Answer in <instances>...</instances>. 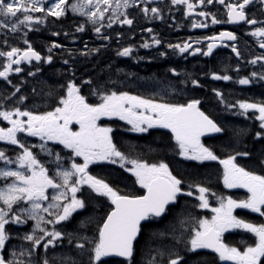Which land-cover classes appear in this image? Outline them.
Here are the masks:
<instances>
[{"label": "snow or ice", "instance_id": "6c2138e0", "mask_svg": "<svg viewBox=\"0 0 264 264\" xmlns=\"http://www.w3.org/2000/svg\"><path fill=\"white\" fill-rule=\"evenodd\" d=\"M153 2L154 0H140L139 4L137 0H0V27L9 28L12 33H17L22 28L39 31L37 26L47 24L49 18L61 20L71 13L85 17L99 39L111 41L112 37L102 33L101 29L112 28L113 24L131 27L134 18H129L130 8H139L145 18L151 13L153 18L162 19L161 10L150 6ZM213 3L214 0H171L172 5L183 6L185 16L195 14L204 18L192 22V28H209L210 24L225 23L252 26L253 30L249 35L257 38L259 47L264 49V39H261L264 38V20L251 15L254 0H215L216 4L225 9V19H218L213 12L195 11L197 7L203 8ZM260 4L264 5V0H260ZM34 13L40 15H33ZM28 31L24 32L23 39L26 47L9 46V50H0V58H3V63H0V79L14 89L8 99L16 97L15 106L0 110V123L7 122L8 125L0 127V141L19 149L14 157L6 155L5 150H0V161L5 165L0 168V179L5 181L4 187L0 188V264H20L16 260L18 253L14 247L17 239L27 242V247L19 255L36 257L30 264H50L49 259L39 256L37 250L42 248L47 253L65 242L72 246L78 257L74 259L68 256L66 264H110L106 259L109 257L123 258L121 264H140L137 253L144 230L176 215L175 209L184 197H194L197 203L192 207L210 209L212 215L210 218L191 217L181 221L182 225L187 223L189 227L179 237L173 236L174 244L167 248V259L162 264H190L186 253H196L199 250H210L219 261L230 264H264V221L255 222L237 212L247 210L264 218V174L242 166L239 162L240 158L252 156L247 147L242 150L233 148L222 157L202 142V137L205 136H222L226 128L202 110L201 99L190 96L183 102H171L166 99L170 95L168 89H161L150 95H134L129 91L109 88L106 83L94 82L91 77L81 79L78 84L75 70L70 69L72 78L63 86L65 91L59 96L56 106L44 111L37 110L35 106L29 108L25 106L28 97L24 94L17 96L21 93V85L13 84L10 77L24 72L22 65L35 68V71L28 69V76H37L44 64H53L54 49H62L63 45L53 42L47 47V54H42L27 39ZM75 31L84 32L85 24L77 25ZM145 31L152 33L153 29L146 28ZM52 35L60 36L61 32L53 31ZM63 35L67 37L69 33L64 32ZM237 39L234 31H221L218 35L198 37L195 40L190 37L183 43H169L167 47L180 55L187 53L205 57H211L215 49L223 47L230 48L240 57L241 53L235 43ZM226 41L229 43H225ZM4 43L7 44V40ZM161 44L162 40L153 35L151 43L145 41L140 47L147 49ZM84 47L87 48V44ZM135 51L129 45L118 49L116 55L132 57ZM99 52L100 48H96L80 54L87 57ZM260 61H264V54L255 56L249 63L256 65ZM63 63L68 65L69 60L65 59ZM234 70L239 73V67ZM168 71L177 77L181 75L175 68ZM226 72V69L225 74L213 71L211 79L231 81L232 76ZM258 81L264 82V72L253 71L250 76L241 77L236 83L250 85ZM110 82L116 84V81ZM191 84L196 88L202 87L199 79H191ZM83 87H87L88 95L82 94ZM213 91L226 109L238 108V114L246 118L251 112V118L259 122V130L253 134L254 139L264 142V101L239 100L228 103L223 92L216 89ZM89 95L96 99L90 102ZM104 118L125 121L130 126L125 131L132 133L150 134V130L154 129L168 130L170 140L174 141L170 146L174 156L183 161L196 162L197 166L204 165L205 162H218L222 166L224 187L246 189L247 197L234 199L230 195H218L202 182L186 181L165 158L149 160L140 155H132L134 145L127 144L128 150H122L114 142L115 130L99 123ZM73 123L79 125V130H73ZM248 132V129H241L236 135ZM26 137H37L41 143L29 144ZM50 141L69 150L67 157L61 155L63 149L56 152L50 148ZM33 149H39V153L49 158L48 163L55 165L52 175H49V168L38 158L39 153ZM77 158L82 162H78ZM256 164L264 172V152L260 153ZM11 165L16 167H9ZM93 165L118 166L134 178L133 184L139 185L142 192H123L117 186V181H109L99 173L93 174L90 171ZM49 189L52 190L51 195L48 193ZM210 197L215 198L217 206H211ZM100 198L104 200L101 201ZM97 204L106 205V210L101 209L103 216L99 219L88 216L79 222V228L75 231L65 230L68 223L75 221L84 211L94 210ZM28 221L34 223L28 231L21 234L15 226L26 225ZM87 222H94L96 225L91 236L80 232ZM58 225L60 228H57ZM237 232L251 234L254 239L251 243L241 240L244 245L242 248L225 242L226 233ZM151 235L164 236L165 233L152 232ZM157 255L164 257L165 252L158 251ZM62 264L65 262L62 261ZM149 264L158 262L153 259ZM202 264H207V261H202Z\"/></svg>", "mask_w": 264, "mask_h": 264}, {"label": "flooded vegetation", "instance_id": "af4514ba", "mask_svg": "<svg viewBox=\"0 0 264 264\" xmlns=\"http://www.w3.org/2000/svg\"><path fill=\"white\" fill-rule=\"evenodd\" d=\"M195 2V0H193ZM140 3V0H137ZM151 7H158L161 10L162 19H156L152 17L150 13L148 18H145L139 8L128 9L129 18H134L133 25L131 27L127 25L113 24L112 28H102V33L110 35L112 37L111 41L101 40L97 37L94 31H92V26L86 22L85 17L79 15L68 14L66 18L61 20H54L49 18L48 23L45 25L37 26L39 31H28L22 28L17 33H12L9 28L0 27V50H9V46H17L24 48L26 45L23 43L24 32L28 31L27 39L32 43L33 47L41 51L42 54H47V47L53 42L60 43L63 45L62 49H54V59L53 64H44L42 70L37 74V76H28L26 73L29 68L35 71L31 65H22L25 69L24 72L20 74H13L10 79L13 84L21 85V93L28 97L25 101V106L32 108L36 107L39 111L51 110L52 107L56 106L58 103L59 96L65 91L64 85L66 80L72 78L71 70H75L76 81L79 84L80 78L93 76L95 72L89 73L86 71L89 65L96 63V58L99 54L105 53L108 55V65H109V77H122L123 83L128 86L129 84L136 83L139 78L146 75H155L154 81H157V77L160 75V62L163 57H168L169 60L173 61V68L177 72L181 73L179 77L175 76L176 81H185L182 84V88L185 91H196L203 89L211 79V72L215 71L219 74H226L233 76L237 73L234 69L239 67V73L242 72L248 76L255 71L257 73L264 72V61L258 62L256 65L249 63L250 60L255 58V56L264 54V49L259 47L257 38L252 37L249 33L253 30L252 26L248 25H231V24H218L211 25L209 20V28H192L191 24L194 21L203 20V17L184 15L183 6H174L171 4V0H154L150 5ZM142 8L143 5L141 4ZM201 10L213 12L217 15L218 19H225L223 15L225 9L223 6L214 3L213 5H207L206 7H197L196 12ZM33 15H40L39 13H34ZM251 15H254L258 20H264V5L260 4V0H254V5L252 6ZM85 24L84 32H76L75 28L79 24ZM146 28H152L153 32L149 33L145 31ZM53 31L61 32L60 36H53ZM221 31H234L237 34L236 46L240 51V57H237L235 53L231 51L230 48L218 47L214 50V54L211 57H205L197 54L192 56L189 54L180 55L174 52L172 49L168 48L169 43H183L187 41L190 37L192 40L196 38H203L204 36H210L213 34H219ZM64 32L69 33L66 37L63 35ZM120 34V35H118ZM153 35L158 36L162 40V44L159 46L153 45L150 48L140 47L145 41L151 43V38ZM264 39V38H261ZM7 40V44L4 41ZM229 43V42H225ZM87 44V48L84 45ZM133 46L136 51L132 57H118L116 51L121 47ZM196 45H194L195 47ZM100 48L99 53L90 54L87 57L81 55L82 52H88L90 49ZM71 53V55H69ZM161 53H166V55H161ZM143 57V59H139ZM65 59L69 60V64L65 65L63 61ZM0 63H3V58H0ZM154 66V67H153ZM153 67V68H152ZM92 72V71H91ZM126 73H135L136 75H125ZM199 79L202 87L196 88L191 84V79ZM222 81V80H220ZM212 82L217 83V80ZM132 88H143V86H131ZM253 87L264 95V82H256ZM114 89H119L118 87H110ZM152 88V87H151ZM14 91L11 85H8L6 81L0 79V110L11 108L15 106L16 97L8 99L10 93ZM260 93H256V96L250 95V99L253 102L264 101V96ZM82 94L88 95L87 87L82 88ZM96 98L89 95V100L94 101ZM109 119L104 118L99 123H103ZM8 126L7 122L0 123V127ZM73 130H79V125L73 123ZM21 136H26V134H20ZM26 141L29 144H40L41 141L37 137H26ZM48 146L53 148L56 152H61L63 149L62 145H56L53 142H48ZM0 150H5L6 155L14 157L19 149L16 146L8 145L5 142L0 141ZM34 152L39 153V149H33ZM67 149H63L61 155L67 157ZM38 158L42 163L49 168V175L53 174L55 165L48 163L49 158L43 153H39ZM78 162H82L77 158ZM67 166V165H65ZM94 166V165H93ZM90 167V171L92 167ZM5 167L3 161H0V168ZM9 167H16L11 165ZM5 181L0 179V188L4 187ZM123 187H127L126 180L122 182ZM127 193V189L123 190ZM49 195H51L52 190H48ZM101 201L104 198H100ZM102 208L106 205L97 204L94 210H86L83 215L78 216V218L68 223L65 229L68 232L75 231L79 228V222L85 220L86 217L92 216L99 219L103 216ZM75 215V214H74ZM33 221H28L26 225L15 226L21 234L28 231L33 224ZM51 228V225L48 226ZM57 228H60L58 225ZM96 230V225L94 222H87L86 227L80 229L81 234L91 236ZM15 250L19 247H27L26 241H21L17 239L14 244ZM12 251L11 249L9 250ZM18 253V252H17ZM37 253L41 257H47L50 264H62V261H67V257L71 256L74 259H78L73 250L72 246L67 245V243L61 244L55 249H50L47 253L44 250L38 249ZM36 257L27 256L25 261H19L18 255L16 260L20 264H30ZM110 261V264H121L120 260H115L113 258H106ZM143 259L140 258V264Z\"/></svg>", "mask_w": 264, "mask_h": 264}, {"label": "trees", "instance_id": "16d2710c", "mask_svg": "<svg viewBox=\"0 0 264 264\" xmlns=\"http://www.w3.org/2000/svg\"><path fill=\"white\" fill-rule=\"evenodd\" d=\"M170 68H173L171 60L166 58L161 60L159 71L162 76V80H165L166 78H175V76L168 71ZM86 71L90 74L95 72V74L93 76L82 77L80 78V81L81 79H88L91 77L94 82L106 83L108 87L112 85L110 80L116 81L119 84L123 83L122 81L120 82L121 79L118 77H109L108 55L106 52L99 54L96 58V63L89 65L88 68H86ZM153 77H155V75L150 74L143 76L139 78L138 81H135L136 83H134L133 86H143L146 91H149V89H152L151 87L157 86V82L154 81ZM240 77L241 76L233 77L232 81L228 83L225 81H218L215 83L212 82L213 80L207 79V86L201 90H196V92L183 90L182 81L177 80V102H183L190 96H195L196 98L201 99L202 109L226 128V131L222 136L219 135L205 140V145L212 147L217 154L222 157L228 152H231L233 148L242 150L247 147V149L252 153V156L250 158H240L239 162L242 166L255 170L260 174H264V172H261L260 167L256 164L260 153L264 152V142L256 141L253 136L255 131L259 130V122L251 118L252 116H248V118H246L245 116L239 115V109H234L230 112L229 109L221 107L219 100L213 91V89H216L223 92L225 99H229V103H232L235 98H242L245 95L250 97V93H260L254 87H241L238 83H236ZM68 80H66V83ZM122 85H124V83ZM161 88L165 89V84H162ZM232 93H234V96H232ZM261 95L264 96L263 94ZM236 116L239 117L237 122H228L229 120H236ZM109 126L115 130L113 133L114 142H116L122 150H128L126 147L127 144L134 145L135 149L132 152V155H140L141 157L149 160L165 158L169 161L170 166L173 167L174 170L179 171L186 181L197 180L202 182L218 195H230L234 199L247 197L245 192L238 190L231 191L224 187L222 181V166L219 165L218 162H205L204 165L197 166L196 162L183 161L182 158L174 156L170 147L174 144V141L170 140L171 134L168 130L154 129L150 130V134H135L125 131L127 129V125L121 123L119 120H110ZM241 129H248V134L241 133L240 135H236V133ZM108 172L111 171L108 170ZM192 173H195V175H192ZM112 175L120 181L126 180L129 187V194L141 193V190L133 184L134 178L131 176V179L128 177L130 179L129 180L121 171L116 169L113 170ZM119 188L122 189V187ZM210 198L212 200L215 199L212 197ZM195 202L194 197H184L179 201V206L175 209L176 215L170 216L163 223H154L150 228L144 230L142 236L140 237L139 251L137 253V260L140 261V258L143 259L141 264H149V261L153 259H155L158 264H162V261L167 259V248L172 247L174 244L173 236L175 235L176 237H179L181 232L186 231L189 227V224L187 223L182 225L181 221L190 219L192 217L191 215H195L200 218L204 214L192 207L196 204ZM186 203L187 210H185ZM189 213L191 217H189ZM238 214L255 222L264 221V218H260L258 215H254L246 211H240ZM152 232H163L165 235L152 236ZM253 239L254 237H251V234L238 232L229 233L225 237V241L227 243L241 248L244 246L241 243V240H246L248 243H251ZM180 248H182V245H180ZM158 251H164L165 256L161 257L157 255ZM186 257L189 259L190 264H202V261H207V264H220L216 255L204 250H199L196 253H186Z\"/></svg>", "mask_w": 264, "mask_h": 264}, {"label": "rangeland", "instance_id": "374dc122", "mask_svg": "<svg viewBox=\"0 0 264 264\" xmlns=\"http://www.w3.org/2000/svg\"><path fill=\"white\" fill-rule=\"evenodd\" d=\"M134 91L135 90H129V92L131 93V94H134ZM127 178L129 177L130 179H131V177H130V175H128V174H126V173H123ZM128 178V179H129ZM129 179V180H130ZM239 199H242V198H239ZM211 201H214V202H211ZM195 203H197V201L195 202ZM210 204H211V206H213V207H215V206H217V204H216V200L214 199V200H212L211 198H210ZM198 211H200L201 213L203 212L204 214L200 217V218H204V217H208V218H210L211 217V215H212V213H211V211H210V209H199V208H196ZM237 211H241V210H237ZM192 217H195L196 219H199V217H197V216H195V215H191ZM191 216H189V217H191ZM25 249V247H19L18 249H17V252H18V259H19V261H25V259H26V257H27V255H19V253L21 252V251H23Z\"/></svg>", "mask_w": 264, "mask_h": 264}, {"label": "water", "instance_id": "95a60500", "mask_svg": "<svg viewBox=\"0 0 264 264\" xmlns=\"http://www.w3.org/2000/svg\"><path fill=\"white\" fill-rule=\"evenodd\" d=\"M215 135H217V134H212V135H209V136H205V137H202V139H204V138H208V137H211V136H215ZM210 251V250H209ZM211 252V251H210ZM215 254V253H214ZM120 258V257H119Z\"/></svg>", "mask_w": 264, "mask_h": 264}]
</instances>
